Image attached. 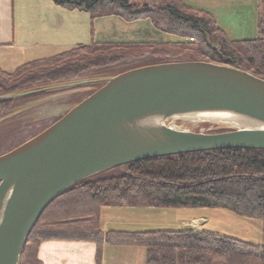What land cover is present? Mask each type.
Returning a JSON list of instances; mask_svg holds the SVG:
<instances>
[{
    "label": "trees",
    "instance_id": "16d2710c",
    "mask_svg": "<svg viewBox=\"0 0 264 264\" xmlns=\"http://www.w3.org/2000/svg\"><path fill=\"white\" fill-rule=\"evenodd\" d=\"M53 1L64 9L88 13L91 21L107 16L126 22L147 19L159 32L179 40L77 45L55 56L28 62L11 73L0 70V98L10 97L0 100V115L12 111L19 106L15 101L27 96L35 99L84 88L77 104L109 77L172 61H207L264 79V0H259L258 36L249 40L228 39L211 15L191 12L182 0H157L151 6L138 0ZM76 81L85 83L66 87ZM36 90L44 91L23 97ZM125 167L120 176L86 179L55 198L30 231L18 264H42L37 251L41 242L49 240L95 243L98 263L105 242L144 247L146 264H264V150L190 153ZM102 208L222 209L259 221L262 240L253 244L193 229L103 234L99 229Z\"/></svg>",
    "mask_w": 264,
    "mask_h": 264
},
{
    "label": "water",
    "instance_id": "95a60500",
    "mask_svg": "<svg viewBox=\"0 0 264 264\" xmlns=\"http://www.w3.org/2000/svg\"><path fill=\"white\" fill-rule=\"evenodd\" d=\"M196 111L234 112L263 128L192 133L164 125L162 137L132 128L150 115L168 120ZM227 149L264 150V79L207 61L147 65L105 79L52 125L0 155V264L19 263L45 208L74 185L138 161Z\"/></svg>",
    "mask_w": 264,
    "mask_h": 264
},
{
    "label": "crops",
    "instance_id": "0c3cea01",
    "mask_svg": "<svg viewBox=\"0 0 264 264\" xmlns=\"http://www.w3.org/2000/svg\"><path fill=\"white\" fill-rule=\"evenodd\" d=\"M138 1L149 6L157 2ZM186 1L182 0L187 6ZM166 35L155 29L147 19L126 22L117 16H107L91 21L88 13L64 9L53 0H0V70L7 73L28 62L55 56L77 45L174 43L166 41ZM201 212L208 210L102 208L99 211V229L103 234L109 231H199L202 229L200 227L208 224H204L206 220L202 219L206 215L198 216ZM195 218L199 219L196 220L199 229L193 227ZM216 227L217 223L215 227L205 230L218 234ZM244 240L249 242L246 238ZM96 254L95 243L68 240L43 241L37 251L42 264H146V249L142 246L104 242L99 263Z\"/></svg>",
    "mask_w": 264,
    "mask_h": 264
},
{
    "label": "rangeland",
    "instance_id": "374dc122",
    "mask_svg": "<svg viewBox=\"0 0 264 264\" xmlns=\"http://www.w3.org/2000/svg\"><path fill=\"white\" fill-rule=\"evenodd\" d=\"M185 3L191 12H205L211 15L217 26L223 30L226 37L230 40H249L255 39L258 36L257 22L260 15L259 0H188ZM178 39L179 38L173 35L165 36V40L168 42H177ZM84 83L85 82L82 81H76L66 84V87L69 88ZM83 89L84 88H76L57 95L39 98L34 97L35 99H32L31 96H27V94L34 91L23 94V97L24 95L27 97L15 101L19 106L12 111L0 115V154L9 152L35 137L39 134L38 132L40 129L47 127L51 122L63 116L75 105ZM17 97L18 96H14L13 98ZM202 120L203 119L200 118H170L165 122V125L192 133H209L219 129L226 130L232 128L226 124L201 122ZM125 171V166H118L99 173L89 179L117 177L122 175ZM201 215H206V217L202 219L206 220L204 224L207 222L208 224H206L205 227H200L199 222L196 221L199 219H193V227L196 229H199V227L202 228L199 231H206L205 229H207V227H215L217 223L215 231L218 234L235 238L238 237L242 240L246 238L249 240V243L253 244L261 243V223L257 220H246L222 209L201 212L198 216ZM210 224H212V226H210Z\"/></svg>",
    "mask_w": 264,
    "mask_h": 264
},
{
    "label": "bare ground",
    "instance_id": "6f19581e",
    "mask_svg": "<svg viewBox=\"0 0 264 264\" xmlns=\"http://www.w3.org/2000/svg\"><path fill=\"white\" fill-rule=\"evenodd\" d=\"M181 116H183L182 117L183 119L200 118V119H203L201 122L226 124V125H230L233 127L261 128V129L263 128V126L259 125L258 123H255L254 121L244 116L238 115L230 111H196V112L186 113ZM172 118L174 119L178 117L174 116ZM166 121L167 120L165 116L154 114V115H150L147 117L137 119L132 125V128L137 129V130L150 131L152 132L151 136L153 137H162V133H160V128L165 125ZM149 139H154V138H149Z\"/></svg>",
    "mask_w": 264,
    "mask_h": 264
},
{
    "label": "flooded vegetation",
    "instance_id": "af4514ba",
    "mask_svg": "<svg viewBox=\"0 0 264 264\" xmlns=\"http://www.w3.org/2000/svg\"><path fill=\"white\" fill-rule=\"evenodd\" d=\"M39 93H41V92H39ZM37 94V93H36Z\"/></svg>",
    "mask_w": 264,
    "mask_h": 264
},
{
    "label": "built area",
    "instance_id": "2783aa9c",
    "mask_svg": "<svg viewBox=\"0 0 264 264\" xmlns=\"http://www.w3.org/2000/svg\"><path fill=\"white\" fill-rule=\"evenodd\" d=\"M192 41V40H191Z\"/></svg>",
    "mask_w": 264,
    "mask_h": 264
}]
</instances>
